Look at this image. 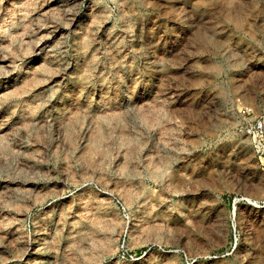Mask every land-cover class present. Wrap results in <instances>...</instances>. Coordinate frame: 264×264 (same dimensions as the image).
Returning <instances> with one entry per match:
<instances>
[{
	"label": "rangeland",
	"instance_id": "rangeland-1",
	"mask_svg": "<svg viewBox=\"0 0 264 264\" xmlns=\"http://www.w3.org/2000/svg\"><path fill=\"white\" fill-rule=\"evenodd\" d=\"M241 106L264 0H0V264H264Z\"/></svg>",
	"mask_w": 264,
	"mask_h": 264
},
{
	"label": "built area",
	"instance_id": "built-area-1",
	"mask_svg": "<svg viewBox=\"0 0 264 264\" xmlns=\"http://www.w3.org/2000/svg\"><path fill=\"white\" fill-rule=\"evenodd\" d=\"M239 113L248 117V120L241 127V131L249 136L250 145L257 154L258 161L264 162V114L254 115L250 106H241ZM254 207L264 208V200H253L252 203L245 197H240Z\"/></svg>",
	"mask_w": 264,
	"mask_h": 264
},
{
	"label": "crops",
	"instance_id": "crops-1",
	"mask_svg": "<svg viewBox=\"0 0 264 264\" xmlns=\"http://www.w3.org/2000/svg\"><path fill=\"white\" fill-rule=\"evenodd\" d=\"M238 200H239V201H243L242 199H239V198H238V199L235 200V202H237ZM245 203L250 204V203H248V202H246V201H245ZM233 204H234V203H232V206H233ZM256 208H258V207H256ZM232 209H233V207H232ZM233 211H234V210H233Z\"/></svg>",
	"mask_w": 264,
	"mask_h": 264
}]
</instances>
